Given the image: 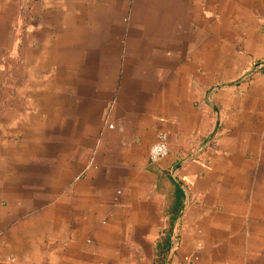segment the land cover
Returning <instances> with one entry per match:
<instances>
[{"label": "crops", "instance_id": "1", "mask_svg": "<svg viewBox=\"0 0 264 264\" xmlns=\"http://www.w3.org/2000/svg\"><path fill=\"white\" fill-rule=\"evenodd\" d=\"M238 4L0 0V264H155L171 218L164 264H264V0L201 22Z\"/></svg>", "mask_w": 264, "mask_h": 264}, {"label": "rangeland", "instance_id": "2", "mask_svg": "<svg viewBox=\"0 0 264 264\" xmlns=\"http://www.w3.org/2000/svg\"><path fill=\"white\" fill-rule=\"evenodd\" d=\"M122 1H123V11L125 12V18L123 19V23H128L129 16L133 10L135 11L134 15L138 18V20L144 19V16H145L144 7H145V1L146 0H122ZM135 1H138L137 5L134 4ZM148 1L151 2L152 5L158 4L160 2V0H148ZM242 1H244V0H237V2L239 4L240 3L242 4ZM187 4H189V0H187ZM239 4L236 5V7H235L238 9V12H236L237 15H234L233 17H230L229 15H220V14L210 13V14H207V17L209 19L204 20L201 17V22L202 23H204V22L212 23V22L218 21V22L222 23L224 25V27H231L235 30H238L239 28L242 27L243 24L249 23L251 21V19L248 17V15H241L240 11L242 10V6H240ZM192 9H193L192 6H187V10L184 14V18L187 20V22H188V19L191 17H194V18H196V20H198L199 15H197L196 11H192ZM218 32L224 33V30L223 31L218 30ZM198 33H200V31L197 29L196 30H194V28L189 29V30H187V38L191 40L194 38V34H198ZM209 36H210L209 31L203 29V27H202L201 28V37L202 38H208ZM44 48L45 47L43 46V50H44ZM47 67H49V62H47V63L44 62L43 67H42L43 71L41 72L40 78H41V83L43 85H46V88L48 90V87L50 86V79L53 75L51 74L52 71L50 69H47ZM18 82H19L18 79H15V81L11 80L10 86H11V88L15 87L14 88L15 91H16V88L19 86ZM12 83H15V86H13ZM1 95H2V92L0 91V96ZM47 95H48L47 93L44 94V96H47ZM48 106L46 107V105L43 104L42 110H43L44 114H48V112H49ZM216 111L218 112V109H216ZM3 112L4 111H0V122L2 121ZM31 112L33 113V112H35V110L32 109ZM44 129L45 130L47 129V131H48V126H45ZM45 135H48V133ZM10 136H11L10 139L13 140L11 142L15 143L17 145V137H16L17 135H10ZM0 137H1V135H0ZM28 144L30 146V142H28ZM42 144L45 147L44 143L41 142V149H42ZM45 144H46V149H48V146H49L48 138H47V141L45 142ZM31 147H32V142H31ZM42 177L44 178L45 176H42ZM172 236H173V233L171 235V239H172ZM46 258H47V255L43 254V261L41 263H38V264H66L65 261L62 262V260H59V261L53 263V261H48V260H46ZM166 260H167V256L165 258V261ZM158 261L159 260L157 257L155 264H160V262H158Z\"/></svg>", "mask_w": 264, "mask_h": 264}, {"label": "trees", "instance_id": "3", "mask_svg": "<svg viewBox=\"0 0 264 264\" xmlns=\"http://www.w3.org/2000/svg\"><path fill=\"white\" fill-rule=\"evenodd\" d=\"M175 192L177 194L178 197H182L183 193L180 189V187L178 185H176L175 187ZM174 212V211H171ZM175 214L177 213L174 212ZM171 224H170V228H169V232H167V234L161 239V241H159L158 243V262H160V264H164L165 258L169 253V249L171 247V235H172V231H173V219L171 218Z\"/></svg>", "mask_w": 264, "mask_h": 264}, {"label": "built area", "instance_id": "4", "mask_svg": "<svg viewBox=\"0 0 264 264\" xmlns=\"http://www.w3.org/2000/svg\"><path fill=\"white\" fill-rule=\"evenodd\" d=\"M168 153L167 144L164 139H161L159 142L155 143L149 153V158L152 161L159 160L164 158Z\"/></svg>", "mask_w": 264, "mask_h": 264}]
</instances>
